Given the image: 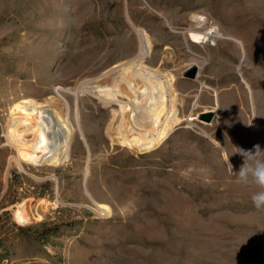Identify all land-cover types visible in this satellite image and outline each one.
Instances as JSON below:
<instances>
[{
    "label": "rangeland",
    "instance_id": "rangeland-1",
    "mask_svg": "<svg viewBox=\"0 0 264 264\" xmlns=\"http://www.w3.org/2000/svg\"><path fill=\"white\" fill-rule=\"evenodd\" d=\"M255 145L264 0H0V264H264Z\"/></svg>",
    "mask_w": 264,
    "mask_h": 264
},
{
    "label": "clouds",
    "instance_id": "clouds-1",
    "mask_svg": "<svg viewBox=\"0 0 264 264\" xmlns=\"http://www.w3.org/2000/svg\"><path fill=\"white\" fill-rule=\"evenodd\" d=\"M264 153L259 145H255L253 149H239V154L243 157V164L238 172H233V166L229 163V170L243 184L250 181L261 188V191L252 196V202L257 209L264 208V159L259 158Z\"/></svg>",
    "mask_w": 264,
    "mask_h": 264
},
{
    "label": "water",
    "instance_id": "water-1",
    "mask_svg": "<svg viewBox=\"0 0 264 264\" xmlns=\"http://www.w3.org/2000/svg\"><path fill=\"white\" fill-rule=\"evenodd\" d=\"M198 74H199V69L197 66H193L189 69H187L184 73H183V77L190 79V80H197L198 78ZM204 121L211 123L214 121V114L213 113H206L201 117Z\"/></svg>",
    "mask_w": 264,
    "mask_h": 264
},
{
    "label": "bare ground",
    "instance_id": "bare-ground-1",
    "mask_svg": "<svg viewBox=\"0 0 264 264\" xmlns=\"http://www.w3.org/2000/svg\"><path fill=\"white\" fill-rule=\"evenodd\" d=\"M205 16H206V15H204V16H203V15H198V16L196 17V19L193 20L194 23H195V27H196L199 23H202L204 19L208 20Z\"/></svg>",
    "mask_w": 264,
    "mask_h": 264
}]
</instances>
